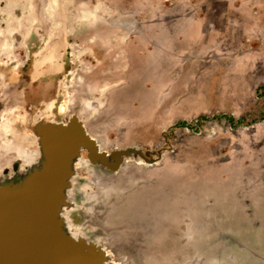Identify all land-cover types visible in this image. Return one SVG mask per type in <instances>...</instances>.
Segmentation results:
<instances>
[{"label":"rangeland","instance_id":"obj_1","mask_svg":"<svg viewBox=\"0 0 264 264\" xmlns=\"http://www.w3.org/2000/svg\"><path fill=\"white\" fill-rule=\"evenodd\" d=\"M0 86L34 163V127L70 113L141 153L115 172L83 150L70 186L68 219L115 260L264 264V0H0Z\"/></svg>","mask_w":264,"mask_h":264},{"label":"water","instance_id":"obj_2","mask_svg":"<svg viewBox=\"0 0 264 264\" xmlns=\"http://www.w3.org/2000/svg\"><path fill=\"white\" fill-rule=\"evenodd\" d=\"M73 116L70 123L46 122L34 127L43 156L47 152L49 158L20 198L12 199L6 191L10 177L0 180V264H52L59 258L69 264H111L97 248L99 244L70 236L63 228L65 187L73 177L69 159L84 150L92 163L117 171L126 157L141 153L131 147L102 149L79 116Z\"/></svg>","mask_w":264,"mask_h":264},{"label":"bare ground","instance_id":"obj_3","mask_svg":"<svg viewBox=\"0 0 264 264\" xmlns=\"http://www.w3.org/2000/svg\"><path fill=\"white\" fill-rule=\"evenodd\" d=\"M91 14L92 15H88V17L86 16V19L90 18V21H95L96 20L95 13L91 12ZM46 57L49 59L50 63H52L51 57H54L55 59L56 53H54L53 51H51V49H49V54L45 55L43 59L44 61H46ZM61 65L63 70L64 63L62 62ZM1 93H2V86H0V94ZM63 108L64 105L62 106V109ZM48 109H50L49 112L52 111V114L49 115L46 114ZM42 117L47 121L55 118V113L52 108V104H48L47 108L43 111ZM72 117L74 116L70 114L65 123H70ZM77 119L79 121L84 122V125L87 128V122L84 117L79 115ZM17 123L25 124V133L20 132V130L16 127ZM2 134L6 137L5 139H2L1 137ZM8 134L12 135V138L7 137ZM29 134H33V125H31L28 122L27 115H21L15 113L13 114L11 111H9L5 116L2 126H0V180L10 177L9 179H11L10 180L11 184L7 186L6 191L10 193L9 195H11V198L15 200L23 195V193L27 190L29 183L32 182V179L34 177L40 174L39 171L42 170V165L45 163L47 158H49V153L46 152L45 156H43L40 161L38 160L39 163L38 162L37 163L39 165L37 163H34L39 153L37 154L32 153L24 145V141H23ZM91 136L94 135L91 133ZM101 148H102V144H101ZM81 155L82 152L79 155V157H76V159L75 158L72 159V157H70L69 159V168L73 169V177H71L70 180L66 182V187H65L66 198H65V202L62 204L63 207L61 206L62 207L61 211H63V213H62V217H60L65 232L68 235L76 238H84L87 235L84 233V231L81 229L79 225L72 223V221L68 219L66 213L68 208H70L68 197L71 196L72 194L70 186L72 185V180L76 175V169H78V167L80 168L83 166V168L92 169V165H90L89 160L85 156H81ZM135 158L136 160H134V156H132L131 158H129L128 161L134 160L137 164L144 162L147 165H151L147 163V160L144 158H138V157ZM74 160H76V162ZM16 161L19 163V165H17ZM32 164L33 167L32 168L30 167L31 169L28 168ZM121 167L119 170L115 172L120 171ZM24 169L26 172L23 173ZM93 242L100 245V247L97 246V248H99V250L104 253L106 260H109L111 264H121L119 261L115 260L114 256L112 255V252L106 247L105 241H103V239H101V241H97V242L93 241ZM52 264H69V263L66 261V259L59 258L54 262H52Z\"/></svg>","mask_w":264,"mask_h":264},{"label":"crops","instance_id":"obj_4","mask_svg":"<svg viewBox=\"0 0 264 264\" xmlns=\"http://www.w3.org/2000/svg\"><path fill=\"white\" fill-rule=\"evenodd\" d=\"M92 12H93V11H92ZM88 13H91V12H88ZM88 104H89V101H87V106H88ZM99 105H100V110H102V109L105 107V105H104L102 102H100ZM89 106H90V105H89ZM87 108H88V107H87ZM83 117L85 118L86 122H88L87 117L84 116V115H83Z\"/></svg>","mask_w":264,"mask_h":264},{"label":"flooded vegetation","instance_id":"obj_5","mask_svg":"<svg viewBox=\"0 0 264 264\" xmlns=\"http://www.w3.org/2000/svg\"><path fill=\"white\" fill-rule=\"evenodd\" d=\"M49 104H50V103H49ZM51 104H52V103H51ZM53 110H54V109H53ZM70 114H71V113H70ZM70 114H66V115H68V116H69ZM102 238H103V237H102Z\"/></svg>","mask_w":264,"mask_h":264}]
</instances>
